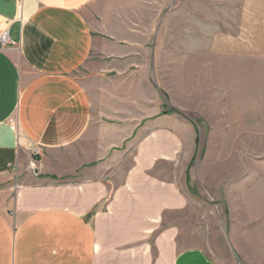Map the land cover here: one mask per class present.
I'll return each instance as SVG.
<instances>
[{"label": "crops", "instance_id": "1", "mask_svg": "<svg viewBox=\"0 0 264 264\" xmlns=\"http://www.w3.org/2000/svg\"><path fill=\"white\" fill-rule=\"evenodd\" d=\"M174 1L0 0V264H216L181 228L207 117L165 113L148 74ZM245 25L256 71L264 0Z\"/></svg>", "mask_w": 264, "mask_h": 264}, {"label": "rangeland", "instance_id": "2", "mask_svg": "<svg viewBox=\"0 0 264 264\" xmlns=\"http://www.w3.org/2000/svg\"><path fill=\"white\" fill-rule=\"evenodd\" d=\"M262 2L175 0L163 8L162 38L149 57L165 113L175 107L186 112L181 119L207 117L195 148L194 134L183 138V163L194 153L188 191L200 203L196 215L182 216L181 228L185 242L199 244L216 264H264V57H254L259 70L246 71L235 56Z\"/></svg>", "mask_w": 264, "mask_h": 264}, {"label": "built area", "instance_id": "3", "mask_svg": "<svg viewBox=\"0 0 264 264\" xmlns=\"http://www.w3.org/2000/svg\"><path fill=\"white\" fill-rule=\"evenodd\" d=\"M8 41V37L6 33L0 34V46H3Z\"/></svg>", "mask_w": 264, "mask_h": 264}, {"label": "water", "instance_id": "4", "mask_svg": "<svg viewBox=\"0 0 264 264\" xmlns=\"http://www.w3.org/2000/svg\"><path fill=\"white\" fill-rule=\"evenodd\" d=\"M234 257H235L236 260L238 259L237 255H235V254H234Z\"/></svg>", "mask_w": 264, "mask_h": 264}]
</instances>
